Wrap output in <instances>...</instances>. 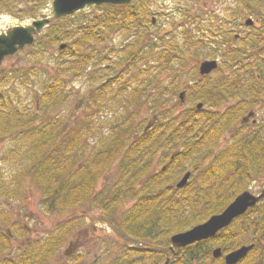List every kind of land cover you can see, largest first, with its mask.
I'll return each mask as SVG.
<instances>
[{"label":"trees","instance_id":"obj_1","mask_svg":"<svg viewBox=\"0 0 264 264\" xmlns=\"http://www.w3.org/2000/svg\"><path fill=\"white\" fill-rule=\"evenodd\" d=\"M155 3V0H135L121 5L104 3L98 6L102 12L84 23L63 24L74 14L53 21L49 31L39 34L36 43L29 47H37L33 53L40 54L48 45L59 41H67L68 46L58 57L52 81L34 95L33 102L22 97L20 86L21 80L26 83L31 67H26L23 75L19 68L0 74V139L13 138L17 143L18 179L37 182L46 194L44 201L50 202L51 211L84 205L98 208L101 220L118 227L132 239L160 238L161 249L151 253L154 252L153 260L161 263L167 255L174 254L170 246L173 233L221 212L238 193L248 188L249 182L264 176V141L258 131L240 124L250 108L264 103V99L260 100L264 94V25L242 27L244 13L256 14L264 24V0H236L235 6L225 7L224 13L206 5L199 8L196 2L183 7L178 3V18L173 16L175 20L168 30L152 36L157 44L153 42L144 50L146 35L141 28L146 31L153 23L158 12ZM17 5V0H0V9L38 14V5L33 4L29 12L16 9ZM117 30L137 37L126 45L124 56L114 66L104 61L106 54L97 50L96 45L104 44ZM206 51L221 57L217 70H225L227 75L220 82L207 83L210 75H200L193 62ZM139 59L147 63L143 69L138 66L135 72ZM123 62L138 82L154 67L151 79L156 81L155 88L149 92L141 82L142 88L135 87L129 93L127 105L136 104L138 108L149 105L150 112L152 109L159 114V121L147 130L144 127L137 131L136 112L117 116L109 121L110 128L93 141L92 135L97 133L96 118L90 112L94 103L103 104L105 91L116 82L126 93L132 85L126 78L127 72L121 69ZM90 65L92 69L85 72ZM117 67L120 70L116 73ZM121 71V78L127 82L117 80ZM84 73L101 83L89 92L83 113H75L73 117L61 114V118L36 113L38 105L40 110L62 107L67 101L65 86ZM190 77L194 81L188 80ZM181 85L187 88V100L191 101L183 106L177 100L172 103ZM235 99L238 100L234 105L220 108ZM200 100L204 106L198 109L196 102ZM178 108L183 109L175 115ZM226 133L231 134L232 143L219 149ZM177 144L178 149L166 166L145 175L148 161L159 148L177 147ZM114 166L118 168L117 177L106 188L96 191L102 175ZM191 167L196 169L192 175L196 184L188 183L182 188L171 184ZM143 175L147 180L138 182ZM127 198L134 199V203L121 215L118 206ZM263 203L264 199L214 237L187 246L188 252L177 254L174 264L204 262L211 257L216 244L228 251L244 243L255 245L239 264H264ZM60 229L61 234L35 239L32 249L27 244L19 246L16 256L2 264H46L72 228ZM23 230L26 235V228ZM134 248L129 251L136 257L125 259L126 254L122 253L111 264H144L143 256L150 250L134 253Z\"/></svg>","mask_w":264,"mask_h":264},{"label":"rangeland","instance_id":"obj_2","mask_svg":"<svg viewBox=\"0 0 264 264\" xmlns=\"http://www.w3.org/2000/svg\"><path fill=\"white\" fill-rule=\"evenodd\" d=\"M52 1L53 0H17L18 5L16 9H23V12H29L33 4L38 5L39 10L37 16L25 13L21 14L16 11L12 12L8 9H0V31H4L16 24H29L35 18L42 17L43 14H46L47 16L53 18L54 10ZM155 2L156 3L154 4V8L156 11H158L154 15L156 16V21L149 25L146 31L141 28V31L143 30L144 35H146V39L143 41L142 45L144 50L151 47V44L153 42L157 44V40L153 39L152 36H158V34H161L163 31L168 30V27L172 23L171 21L175 20V17L177 15L179 16V8L177 7L178 3L183 7L186 4L192 5L196 2V6L199 8L202 5H206L210 9L224 13L223 11L227 5L235 6L236 0H155ZM99 5L102 4H92L80 11L75 12L72 19H66L63 24H69L70 22L72 25H78L80 23H84L87 20H90L94 17V15L100 14L102 12V8L98 7ZM173 16L175 17L173 18ZM248 17H253L257 21V26L262 27L264 25L261 19L257 18L256 14L253 13H244L243 22ZM242 27L248 28L245 24H243ZM49 29V26L45 27L42 33H44L45 31H49ZM136 37L137 36H135L133 33H127L122 30H117L106 38L104 44L96 45V49L100 50L102 54H106V59L104 60L105 62H109L110 65L115 66L117 60H120V57L122 58L124 56L126 45ZM239 41H237V43H239ZM60 42L62 41L57 42L55 45H48L45 50H40V54L33 53L34 50L36 51L37 47H25L15 54L8 56L1 65V67L6 70L10 68H19L22 72V75L26 67H31V69L28 70L30 75H28L29 77L25 79L26 83H22L23 81L19 79V83L21 80V83L23 84L22 85L20 83L21 95L22 97L26 98L27 101L32 103V98H34V95L40 93L44 89V87L52 81L55 67L58 64V57L61 55V51H59L58 49V45ZM205 58H214V56L210 55V53L206 51L204 53H200L196 60H192L197 64L198 70L200 61ZM216 58H219L221 62L220 56H217ZM104 63L102 64V66L105 65ZM124 63L125 62L122 63L121 69L127 72L126 78H128L132 82V85L129 88L128 93H126L124 89L120 90L121 84L116 82L117 84L105 91L104 96L101 98L103 104L100 103L101 101L98 103H94V107H92L90 111L91 115L96 118L94 130L97 129V133H94L92 135L93 141L98 139L99 133L110 128L109 121L113 120L117 116H127L128 113L130 114L132 112H136L134 124L137 123V131H141L140 129H143L155 114L157 116L159 115L152 109L150 112L149 105L143 106L142 108H138V105L136 104L131 106L127 105L129 93L135 87L140 88L141 82L143 84V87H145L149 92L153 88H155L156 81L151 79V77H153V74L155 73L154 71H151L154 67H150V70L146 74H144L147 76H142L143 79H141V82H138L136 80H133L135 78H132V73H129L125 69ZM145 63H147L146 60L143 61L139 59L138 64L134 67V69L136 70L135 72H137L138 66L141 69L145 68ZM90 69H92V65H90L85 72L89 71ZM119 70L120 68L117 67L116 73ZM123 71H121L120 76L118 75L117 80H124L127 82L126 78H121ZM209 75L210 78L207 80V83L211 84L223 80V78H225L224 76L227 75V73H225V70L221 72L219 70H215ZM111 76H114V74L112 73ZM186 78L187 75L185 74L183 83L186 82ZM188 80H191L192 82L194 81V77H190L188 78ZM100 83L101 82L99 81H92V79H90L89 75L86 73L81 74L80 76H76V78L73 81L69 82V84L64 88L67 96V101L62 107L60 105L55 110H40V105H38L39 112L36 113L38 115H45V117L53 118H61V114L69 117L72 115L73 117L75 113L79 114L84 110V108H86L87 104L85 103V100L86 98H88L89 92L97 88ZM205 83L206 82H204V84ZM183 88L184 85L180 90H182ZM179 92L176 96L173 97L172 103L174 102V100L180 102ZM262 97L264 98V94H262ZM232 101L233 100L223 103L220 108H226L228 103L231 104ZM190 102L191 101L187 100V103ZM198 102H196V104ZM182 109L183 108H178L174 112V114L178 115V112ZM255 118L260 122L264 119V103L261 102L257 107ZM251 120L252 119H250V122ZM256 129H258V134L264 141V127L259 125ZM231 143V134L226 133L220 140L219 149H225L229 147ZM16 146L17 143L14 142L13 138H7L4 140L0 139V164L2 168V174L4 173V171L8 175L17 173V164L19 163L18 157L15 153ZM11 149H13L14 151H10ZM177 149L178 144L177 147H173L172 145L170 147L166 146L159 148L152 159L148 161V170L145 172V175L161 170V167L171 159L172 153H174ZM190 169L193 171V173L196 170H194L193 167H191ZM117 175L118 168L116 166L107 170L102 175L98 183L97 191H101L102 189L106 188L110 181L117 177ZM182 175L183 174H181V176ZM145 178L146 177L143 175L137 181L143 183L145 180H147ZM179 178L171 182V184L175 185ZM189 183L191 186L196 184L195 177H191ZM6 185L13 186L14 188L12 187V190L14 192L12 195H5L4 192L0 191L1 211L12 210V218H16L18 221L27 223L28 225L33 227V240L39 237L48 236V234L50 236L51 233L61 234L60 228H63L64 230H66L68 227L72 228L71 231L66 234L67 238L65 239V241L60 243L57 247L55 255H53L49 260L47 259L46 264H111L117 258H119L122 253L126 254L128 248L137 246L139 242L138 240L140 239L144 240V246H149L151 248L155 247L154 244L149 245V243H147L148 239L154 238H140L136 239L138 241L137 242L135 239L127 236L126 233L122 232V230H120L118 227L115 228L111 226L107 221H102L100 219L101 212L98 208L80 207L79 209L59 210V212L51 211L49 209L50 202L44 201L45 195L42 193L37 182H29L27 181V179L23 178L21 180L17 179V181L12 184L6 183ZM262 187H264V176L255 177L251 182H249L248 185V188L254 193H259ZM133 203L134 199L132 198L123 199L118 206L119 213L123 215L124 212L129 209ZM262 205H264V203ZM239 224L240 223L236 224V226H238ZM66 249H69L70 251L65 253ZM183 252L185 253L188 251H185L184 248H176L173 251L174 254L169 256L167 255L160 264H165L167 258H170L171 264H174V257L177 254ZM126 255H124L125 258H127ZM127 256L128 258L136 257V255H131V251L130 255L128 254ZM222 260L223 259L220 258L213 259L212 257H208L206 261H201L200 263L224 264Z\"/></svg>","mask_w":264,"mask_h":264},{"label":"water","instance_id":"obj_3","mask_svg":"<svg viewBox=\"0 0 264 264\" xmlns=\"http://www.w3.org/2000/svg\"><path fill=\"white\" fill-rule=\"evenodd\" d=\"M133 0H53L54 18H60L72 14L87 5L91 4H129ZM51 21L49 17L36 19L30 25H15L4 32H0V65L4 58L8 55L16 53L19 49L31 44L35 40V35ZM155 21V18H154ZM247 25H252L254 20L248 17L245 21ZM67 46V43H61L60 49ZM218 59H203L200 62L199 72L202 75L211 73L218 67ZM181 102L186 98V90L180 92ZM203 102L197 104V108H202ZM253 111L249 112L243 122L247 121ZM151 124H149L150 126ZM191 176V171H187L183 178L177 183L181 187L187 184ZM264 198V189L260 194H255L250 190H243L239 193L224 209L219 213L212 214L207 220L196 224L188 230L176 232L171 236L172 246L183 247L195 241L207 239L214 236L220 229L229 225L236 217L244 214L249 208L255 206L261 199ZM254 244H244L239 248L229 252L225 256L227 264H236L240 259L245 257ZM222 254L221 247L213 250V256L219 257Z\"/></svg>","mask_w":264,"mask_h":264},{"label":"flooded vegetation","instance_id":"obj_4","mask_svg":"<svg viewBox=\"0 0 264 264\" xmlns=\"http://www.w3.org/2000/svg\"><path fill=\"white\" fill-rule=\"evenodd\" d=\"M0 74H1V68H0ZM264 98L262 96H260V100H263ZM238 99H235L232 101V103H228L227 107L230 105H234L237 102ZM260 105V102L256 104V108H250L243 116H245L246 114H248L250 111H254V115L252 117H250L246 122H242V118L240 119V124L241 125H246L247 128H249L252 131L257 132L258 129L257 126L261 125L264 127V119L260 122L255 118L256 115V109L257 107ZM250 119L251 122H250ZM2 168H1V164H0V191L1 188H12L13 186L9 185L7 186L6 183H14L15 181H17V176L15 174H10L8 175L5 171L2 174ZM14 172V171H13ZM3 180V183H2ZM14 188V187H13ZM263 188V187H262ZM1 197V195H0ZM1 202V199H0ZM10 211L11 210H6V211H1L0 210V264H2L4 262V260H7L8 258H12L15 257L17 254V250L18 247H22L25 244H27L29 246L30 249H32L33 246V227H31L30 225H28L27 223L18 221L16 218H12L13 215H10ZM1 214H5V215H1ZM15 215V214H14ZM24 228H26L27 233L26 235H24ZM136 240V239H135ZM137 241V240H136ZM139 241V242H138ZM138 244L137 246L134 248L135 251H133L134 253L137 251H145V249H149L150 252H148V254L145 256H143V261L144 264H160L159 261L157 260H153L154 256L151 251H154L155 249L160 250V238L158 239H148L147 243H149V245H155L154 248H151L149 246H144V240H138ZM221 249H223V246H220ZM233 250V249H231ZM231 250L226 251L225 253L223 252V254H221L219 257L220 259H223L222 261L224 262V264H226L225 262V255L230 252ZM223 251H225L223 249ZM126 253V252H125ZM127 255L130 254V251L127 250ZM126 255V257L128 258V256ZM125 258V259H127ZM240 260L236 263L239 264ZM165 264H171V261L169 259V261Z\"/></svg>","mask_w":264,"mask_h":264}]
</instances>
